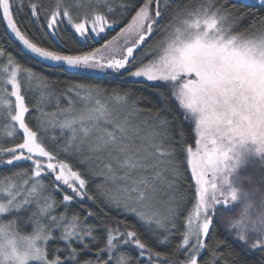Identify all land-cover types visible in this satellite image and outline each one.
Returning <instances> with one entry per match:
<instances>
[{
	"label": "snow or ice",
	"instance_id": "snow-or-ice-1",
	"mask_svg": "<svg viewBox=\"0 0 264 264\" xmlns=\"http://www.w3.org/2000/svg\"><path fill=\"white\" fill-rule=\"evenodd\" d=\"M16 4L17 0H0V13L32 58L57 73L90 78L119 74L152 82L165 107L145 109L140 106L141 97L131 91L97 83L66 82L62 91L57 90L58 82L20 63L0 45V57L7 61L0 75V104L5 109L0 115L11 121L9 137L20 133L12 146L0 144V168L21 162L31 165L0 179V264H160L162 253L154 251L134 225L125 221H117L115 228L105 226L106 242L95 259H81L82 252H92L93 245L101 242L96 226L86 223L88 217L69 215L67 209L57 215L58 204L70 205L74 197L64 194L58 202L54 196L55 182H59L81 200L95 202L87 189L89 181L59 158L61 152L81 154L80 163L88 166V173L104 178L96 188L108 206L135 217L160 243L172 242L186 196L175 195L181 171L172 121L161 114L170 110L169 98L156 82L169 87L185 113L184 120L194 122L197 137L195 148H186L197 199L185 218V230L179 233L182 240L163 260L167 264H249L227 239L216 235V224H221L209 202L229 203L227 198L215 199V191L218 170L231 144L251 139L264 147V15L249 28L236 31L240 21L255 16L253 9L264 12V0L230 7L220 0H200L194 7L172 6L171 0H54L50 8L29 0L37 22L43 10L46 24L42 27L59 47L43 44L18 26ZM114 5L121 10L119 17L109 15L116 11ZM132 12L115 35L92 46ZM65 24L76 38L75 47L65 43L61 33ZM154 33L159 38L147 43ZM25 86L37 93L34 105L26 102ZM62 98L67 106L61 105ZM53 104L57 111H48ZM33 109L35 126L26 121ZM54 129H59L62 144ZM85 151L87 158L82 156ZM93 159L99 171L90 163ZM47 175L54 177L51 191L44 180ZM32 208L27 217L18 215ZM92 215L89 211L88 216ZM5 216L10 218L5 220ZM28 224L33 226L30 234L22 227ZM231 234L237 243L242 242L244 252L258 254L252 264H264V238L236 229ZM210 236L212 242L206 243ZM53 240L63 247L57 245L50 252ZM125 246L135 248L137 256L123 251ZM221 247L229 250L220 252ZM205 250L209 256L201 259ZM181 251L186 258L175 259Z\"/></svg>",
	"mask_w": 264,
	"mask_h": 264
},
{
	"label": "trees",
	"instance_id": "trees-1",
	"mask_svg": "<svg viewBox=\"0 0 264 264\" xmlns=\"http://www.w3.org/2000/svg\"><path fill=\"white\" fill-rule=\"evenodd\" d=\"M222 3H226L229 7L232 4L242 5L239 2H233L231 0H220ZM40 5L43 7L50 8L51 5L54 3V0H39ZM200 3V0H171L172 6L179 5L183 7L186 4H190L191 6H195L196 4ZM116 7V11L114 13H110V16L119 17L120 15V8L118 5H114ZM154 7V6H153ZM17 12L14 13V18L18 21V26H20L24 31L28 33L29 36L34 37L35 39L40 40L45 45H55L59 47L57 41L53 38L52 35L48 34L49 30L46 27H42V25L46 24L44 19L43 10L41 9L38 12L40 16L39 22L33 17L31 8L29 6V0H17L16 4ZM246 10V9H245ZM255 12V16H249L247 19L242 20L236 26V31H242L244 29L249 28L250 23L254 21L258 16L264 15V12H261L257 9H253ZM131 15H134V12L130 13L127 19L122 20L120 24L114 27L112 30L107 31V33L99 38L98 40L94 41L93 47L99 46V44L107 39H110L111 36L115 35L116 32L119 31L120 27L124 26L130 19ZM163 22V21H162ZM259 27V25H257ZM61 33L65 37V43H67L70 47L76 46V38L72 36L71 29L65 24L61 26ZM154 40H149L148 43H151ZM0 45L6 50V52L13 56L17 61L30 67L33 71L37 73H42L44 76L48 77L51 81L58 82L56 87L57 90H63L66 87V82H89V83H97L103 85L107 89H121L124 91H131L133 94L141 97L140 106L145 109H163L165 107V103L162 100L161 96L154 90L152 86V82L146 81H136V80H128L124 77H112V76H105L101 78H90V77H79L73 76L70 74L65 73H57L50 70L47 66L38 63L35 59L31 56L24 53L21 47L14 43L8 36L6 32V28L4 25V21L2 15L0 13ZM141 50H138L139 53ZM7 63V61L0 57V75H3V67ZM11 70V68L9 69ZM156 87L159 88L161 92L168 96V107L170 108L169 111H163L161 114L167 116L170 121H172L171 129H172V137H173V147L177 149V159L179 161V167L181 171V178L177 180L178 191L175 195L179 196L180 194H185L186 199L181 206V211L179 214V219L177 220L178 228L174 231L178 234L171 237V243L162 244L160 243L154 236H152L151 232L143 226L140 222L136 220L135 217L126 215L122 213V211L112 208L108 206L105 202L103 196L97 192L96 186L104 182V178L102 176H92L88 173V166L85 164L80 163L81 154L76 155H68L67 153H59V158L64 159L65 162L69 163L73 170L80 171L84 178H86L89 183L87 189L91 195H93L96 199L95 202L84 199L75 198L69 191L59 186L58 182H55L58 185V190L54 192V196L58 202H62L63 195L68 194L74 197L72 203L70 205H65L64 203H59L56 208V214L60 215L64 213L67 209L69 215L78 213L81 217H88L86 223L92 224L96 226V235L100 238V243L93 245L92 252H82L81 259L91 258L95 259L96 251L103 246L106 242V228L117 227V221H125L127 223H131L134 225L135 229L140 234L141 238L156 252L162 253L160 258V264H167L166 261L163 260V255H171L173 249L175 248L176 244H178L182 240V236L179 233H182L185 230V218L191 212L192 208L194 207L195 201L197 199L196 193V185L195 180L191 173V167L188 162L189 158L186 152L187 146H192L195 148V141L197 139L195 131H194V124L189 121L184 120V111L180 108L179 103L176 99L171 95V91L169 87L161 82H156ZM26 95V102L29 105H34L37 99V93L34 92L32 89L27 88V86L23 89ZM68 101L66 99H61V105L67 106ZM1 109L0 113L5 111L2 104H0ZM78 106V105H77ZM48 111L56 112L57 109L55 105H49ZM37 115L35 109H33L27 116L26 121L29 122L31 126H35V119L34 117ZM11 123L6 117L0 115V144L4 146H12L13 140L20 139V133H17L14 137H9L7 135L9 131L8 125ZM53 134L56 135L58 139V143H63V138L59 137V129L52 130ZM183 131L184 135H181ZM52 148H55V145H49ZM88 153L84 152L82 156L84 158L88 157ZM247 163L246 165L240 169V174L243 176H250L252 181L255 183V186L264 189V158L257 156L255 152L248 153L246 155ZM92 166L99 171V168L90 161ZM20 168H29L31 169L30 162H21L13 166L9 167H2L0 168V179L3 178L4 175H11L14 171L19 170ZM45 183L49 185V190L51 191L53 188V181L54 177L51 175H47L44 177ZM244 186L246 188H250L253 186V183L245 182ZM159 207L163 208L162 205ZM239 204L233 205H224L219 204L216 208V213L223 211L225 214H235L239 210ZM34 208L29 209V211H25L19 213L18 215H22L27 217L31 214V211ZM89 211L93 213L92 216H88ZM10 217L5 216L4 219L8 220ZM214 224H216V220L214 218ZM221 225L216 224V235L220 239H227V244L231 246L232 249H235L237 252H240L244 258L249 261V264L256 261L258 259V254H252L254 250H250L249 252H244L241 248V243H237L236 237L231 234V230L226 228L221 222ZM24 233H31L32 225H22ZM119 227L123 230V224H120ZM210 229V233H211ZM230 234V236L227 235ZM59 235V232L56 233ZM212 238L211 236L206 239V243H211ZM74 246L80 248L81 245L75 244ZM57 245L63 247L62 242L58 241H50L48 245V249L51 252L53 249L57 247ZM220 252H226L229 249L227 247H221L218 249ZM123 251L128 252L131 256H137V250L135 248H128L125 246ZM63 256V253H60ZM209 253L205 250L202 253L201 259L207 258ZM104 257V254H102ZM177 260L185 259L184 251H181L174 257ZM142 264H147V262H142ZM217 264H221V262H217Z\"/></svg>",
	"mask_w": 264,
	"mask_h": 264
},
{
	"label": "clouds",
	"instance_id": "clouds-1",
	"mask_svg": "<svg viewBox=\"0 0 264 264\" xmlns=\"http://www.w3.org/2000/svg\"><path fill=\"white\" fill-rule=\"evenodd\" d=\"M251 141L257 147L255 154L264 158V147L260 142L248 140H237L228 148L227 159L221 165L217 173V186L215 199L227 198L228 205L239 204V210L235 214L217 213L220 222L229 230H240L246 235L255 234L264 238V189L255 186L250 176L240 174V169L247 163L245 153L240 148ZM245 182L253 183L246 188ZM223 193V197L220 195ZM217 208L213 201L209 202V208Z\"/></svg>",
	"mask_w": 264,
	"mask_h": 264
},
{
	"label": "rangeland",
	"instance_id": "rangeland-1",
	"mask_svg": "<svg viewBox=\"0 0 264 264\" xmlns=\"http://www.w3.org/2000/svg\"><path fill=\"white\" fill-rule=\"evenodd\" d=\"M107 33V32H106ZM106 33H104V34H102V37L106 34ZM159 37H157V35L154 33L153 34V37H150L149 38V40H155V39H158ZM99 39V38H98ZM97 39V40H98ZM148 43V42H147ZM144 48V46L142 45L141 46V49H137V52H138V50H141L142 51V49ZM140 51V52H141ZM134 53V56H137V55H139V53ZM152 58V56L150 55V56H145L144 57V63H147L148 62V60L149 59H151ZM105 76H112V77H120V75L119 74H111V75H105ZM105 76H102V77H105ZM124 78H126V77H124ZM126 79H128V80H135V79H133V78H126ZM137 81V80H136ZM10 90V89H9ZM177 101V100H176ZM178 102V101H177ZM179 103V102H178ZM0 109H1V106H0ZM193 124H194V122L193 121H191ZM194 127H195V125H194ZM256 145L255 144H253L251 141H249L248 143H247V145H245L244 147H242V148H240V151L241 152H243V153H245V155H247L248 153H253V152H255V149H256ZM85 152H87V151H85ZM88 153V152H87ZM89 154V153H88ZM93 161V163L96 165L97 164V162L95 161V159H93L92 160ZM100 170V169H99ZM58 184H59V186H61L62 188H64V189H66L67 191H69L70 192V194H72L75 198H78V197H76L75 196V194L74 193H72L71 192V190L70 189H68L66 186H64V185H62V184H60L59 182H58ZM78 199H80V198H78ZM162 205V204H161ZM160 206V205H159ZM163 206V205H162Z\"/></svg>",
	"mask_w": 264,
	"mask_h": 264
},
{
	"label": "water",
	"instance_id": "water-1",
	"mask_svg": "<svg viewBox=\"0 0 264 264\" xmlns=\"http://www.w3.org/2000/svg\"><path fill=\"white\" fill-rule=\"evenodd\" d=\"M231 1L236 2V3L239 2V3H241V4H243L244 2H246V0H231ZM1 15H2V13H1ZM3 21H4V20H3ZM4 25H5L6 32H7L8 36H9V38H10L14 43L18 44V45L21 47V49H22V51H23L24 53H26L27 55L31 56L30 54H28V53L26 52V50L23 49V46L19 43L18 40H16L14 34L11 33L10 29H8V27H7V22H6V21H4ZM33 59H34V58H33ZM35 60H36L38 63L43 64V65L46 66V64L40 62V61L38 60V58L35 59Z\"/></svg>",
	"mask_w": 264,
	"mask_h": 264
}]
</instances>
